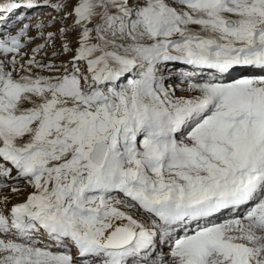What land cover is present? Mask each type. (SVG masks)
Segmentation results:
<instances>
[{
  "label": "snow or ice",
  "instance_id": "6c2138e0",
  "mask_svg": "<svg viewBox=\"0 0 264 264\" xmlns=\"http://www.w3.org/2000/svg\"><path fill=\"white\" fill-rule=\"evenodd\" d=\"M0 264H264V0H0Z\"/></svg>",
  "mask_w": 264,
  "mask_h": 264
}]
</instances>
